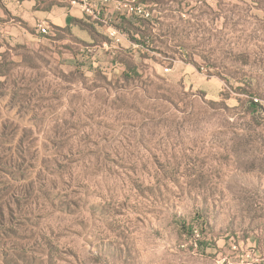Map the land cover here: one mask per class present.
<instances>
[{"label":"rangeland","instance_id":"obj_1","mask_svg":"<svg viewBox=\"0 0 264 264\" xmlns=\"http://www.w3.org/2000/svg\"><path fill=\"white\" fill-rule=\"evenodd\" d=\"M166 2L0 41V264H264V0Z\"/></svg>","mask_w":264,"mask_h":264},{"label":"crops","instance_id":"obj_2","mask_svg":"<svg viewBox=\"0 0 264 264\" xmlns=\"http://www.w3.org/2000/svg\"><path fill=\"white\" fill-rule=\"evenodd\" d=\"M142 1L153 13L158 3L167 4V0L165 3L163 0ZM143 21L152 23L151 19L118 12L112 3L101 1L89 13L71 0H0V41L3 43L12 40L15 44H25L49 37L54 30L67 29L75 37L101 40L104 47L130 52L138 42L135 28ZM38 23L46 25L49 32L41 33Z\"/></svg>","mask_w":264,"mask_h":264},{"label":"built area","instance_id":"obj_3","mask_svg":"<svg viewBox=\"0 0 264 264\" xmlns=\"http://www.w3.org/2000/svg\"><path fill=\"white\" fill-rule=\"evenodd\" d=\"M76 4H80L85 11L92 13L97 7L98 1L109 4L112 3L115 10L123 14L135 15L144 19H151L152 10L151 7L142 0H71ZM38 28L41 33L47 34L48 27L42 23H38ZM165 71L169 68L165 67Z\"/></svg>","mask_w":264,"mask_h":264},{"label":"trees","instance_id":"obj_4","mask_svg":"<svg viewBox=\"0 0 264 264\" xmlns=\"http://www.w3.org/2000/svg\"><path fill=\"white\" fill-rule=\"evenodd\" d=\"M65 30H67V29H65Z\"/></svg>","mask_w":264,"mask_h":264}]
</instances>
